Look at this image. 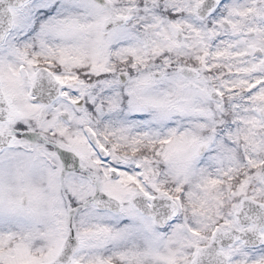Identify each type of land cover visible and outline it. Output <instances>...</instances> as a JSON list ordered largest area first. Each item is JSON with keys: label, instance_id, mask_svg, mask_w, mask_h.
Masks as SVG:
<instances>
[{"label": "snow or ice", "instance_id": "obj_1", "mask_svg": "<svg viewBox=\"0 0 264 264\" xmlns=\"http://www.w3.org/2000/svg\"><path fill=\"white\" fill-rule=\"evenodd\" d=\"M0 264H264V0H0Z\"/></svg>", "mask_w": 264, "mask_h": 264}]
</instances>
